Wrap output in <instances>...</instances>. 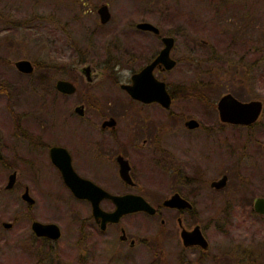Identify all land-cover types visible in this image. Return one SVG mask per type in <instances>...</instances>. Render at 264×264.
Returning <instances> with one entry per match:
<instances>
[{
  "label": "rangeland",
  "instance_id": "obj_1",
  "mask_svg": "<svg viewBox=\"0 0 264 264\" xmlns=\"http://www.w3.org/2000/svg\"><path fill=\"white\" fill-rule=\"evenodd\" d=\"M101 2L110 12L104 23L95 11ZM142 20L174 39L170 55L176 63L157 73L171 90L170 107L179 112L173 116L174 129L185 118L199 122L187 131L186 164L190 179L200 182L189 183L187 195L206 214L231 204L227 212L235 231L231 242L228 235L226 241L221 238V248L228 242L234 248L232 264L264 261V218L240 211L243 195L232 187L240 173L243 179L245 172L260 173L264 160V0H0V264H41L45 246L30 230L31 219L55 222L66 234L74 229L72 213L86 211L87 205L61 182L47 146L71 132L78 102L95 126L108 114L120 116L126 95L118 82L127 81L161 45L153 34L135 29ZM19 58L32 63L31 72L15 68ZM83 65L93 67L98 77L87 81ZM57 78L72 81L76 91L58 92ZM225 92L260 100L256 121L248 127L221 125L215 103ZM156 110L157 117L163 115ZM216 131L231 151L225 145L216 152ZM36 140L44 145L36 146ZM12 169L15 183L7 189ZM220 169H228L233 182L215 192L208 181ZM145 174L161 186V195L173 187L172 172ZM23 185L34 198L31 204L20 197ZM248 187L247 196L264 193L261 183ZM2 221L11 225L4 227Z\"/></svg>",
  "mask_w": 264,
  "mask_h": 264
},
{
  "label": "flooded vegetation",
  "instance_id": "obj_2",
  "mask_svg": "<svg viewBox=\"0 0 264 264\" xmlns=\"http://www.w3.org/2000/svg\"><path fill=\"white\" fill-rule=\"evenodd\" d=\"M102 3L106 4L108 9L107 3L101 2L100 4ZM135 24L136 22L134 23L135 29L153 34L159 39L161 45L148 58L141 61L138 68L130 75L140 70L156 56L163 46L161 38L166 36L160 33L156 25L158 32L138 28ZM170 50L169 56L172 57ZM90 68L89 76H87L90 80H88L80 67L87 81L94 80L99 74L93 67ZM171 68H165L163 64L156 63L152 68V74L164 81L157 76V73ZM130 75L127 81L118 82L119 89L126 95L121 104L120 116L108 114L101 118L98 126H95L91 117L84 116L85 104L78 102L73 106L75 116L71 132L59 142L48 145L47 155L50 146H62L68 152L71 167L77 175L90 180L110 194L130 195L128 198H132L133 195L140 196L153 207V211L135 209L124 211L116 218H106L101 212L93 211L92 202L89 199L77 197L70 191L63 182L58 168L49 159L65 188L74 199L83 201L87 208L86 211L72 213L71 224L74 229H70L66 234L56 223L59 234L55 238L36 235L30 228L33 235L43 241L42 247L45 246V254L40 255L39 261L41 264H232L235 261L234 248L229 242L228 248H221L223 245V243L221 245V238L226 241L228 235L231 242L230 233L235 231L234 218L229 217L230 213L227 212L231 204L225 203L221 207L222 211L206 214L195 208V198H190L185 191L189 183L200 182L194 181L198 178L190 179L191 177L187 175L186 164L187 131L198 127L199 122L189 117L195 119L197 124L188 127L185 121L189 118H185L181 128L174 129L176 125L173 124V116L175 117L179 112L170 107L172 94L167 83L164 81L170 102L168 106H163L154 100L142 101L131 97L124 88H121V83L130 82ZM72 84L75 87L72 93L56 90L63 94H73L76 91V85L73 82ZM76 105H81V113L74 110ZM156 108L163 114L159 116L160 120L156 115ZM217 116L221 125L229 126L248 127L257 119L250 123H234L220 120L218 111ZM221 135L219 131L214 133L216 152L219 154L222 149L225 150V145L228 152L231 151L229 142L222 144ZM26 136L34 141L31 135ZM35 145L43 146L44 143L36 140ZM259 165L261 166L260 173L245 172V179L240 173L238 180L234 182L228 169H220L217 175L208 181V186L215 192H221L233 182L232 187L243 195L241 199L243 205L239 208L240 211L262 219L264 218V206L256 208L254 202L257 198L264 199V193L256 191L247 196V188H250L248 186H255L258 183L264 186V160L260 161ZM149 170L172 172L173 187L166 195H161V186L157 187L153 181L146 178L145 173ZM12 171H14V181L7 189L12 188L15 183L16 170L12 169L10 172ZM222 175L225 178L221 185L211 184ZM4 188H6L5 185ZM25 189L29 194L28 187L23 185L20 197L26 203L31 204L34 198L30 194L31 202L21 196ZM192 196L198 198L200 192H193ZM165 200L170 202L165 204ZM97 205L98 209L103 212H112L115 209L114 202L106 196L100 197ZM60 239L62 243H55Z\"/></svg>",
  "mask_w": 264,
  "mask_h": 264
},
{
  "label": "water",
  "instance_id": "obj_3",
  "mask_svg": "<svg viewBox=\"0 0 264 264\" xmlns=\"http://www.w3.org/2000/svg\"><path fill=\"white\" fill-rule=\"evenodd\" d=\"M100 22H106L109 18V12L106 4H100L96 9ZM136 27L141 29H150L153 32H158V28L148 21L136 22ZM163 46L160 48L156 56L140 70L133 72L130 75V82L121 83V88H124L126 92L136 99L142 101H157L163 106H168L170 97L166 91L164 81L157 79L152 74V68L156 63H161L165 68H170L175 64V60L169 56V50L173 43V38L170 35L162 36L161 38ZM16 69L22 72H31L33 69L32 63L25 58L16 59L13 62ZM91 68L88 65L81 66V71L86 75V79L90 80L88 74ZM55 89L72 93L75 89L72 82L64 78H57L54 81ZM261 101L257 99L240 100L229 92L221 94L216 101V108L220 120L229 121L234 123H250L253 122L260 110ZM74 110L77 113H81V105H76ZM188 127H193L197 124V121L193 118H189L185 121ZM49 159L54 164L61 175L63 182L70 189V191L77 197L87 198L92 202L93 211L101 212L106 218H116L120 213L129 210L142 209L146 211H153V207L148 204L143 198L137 195H133L132 198H128L130 195H114L103 190L90 180L80 177L72 169L70 164V158L68 152L62 146L52 145L48 150ZM123 174L122 169H120ZM224 175L220 178L212 181V185L219 186L224 182ZM14 181V171L10 172L7 177L5 187H10ZM22 198L31 202L32 198L25 189L21 194ZM106 196L111 198L115 204V209L112 212H103L98 209L97 201L100 197ZM170 201L165 200L164 203ZM255 207L264 206V199L257 198L254 202ZM1 224L4 227H9L10 222L2 221ZM30 228L36 235H46L55 238L59 234V229L54 222H42L39 220H32L30 222Z\"/></svg>",
  "mask_w": 264,
  "mask_h": 264
}]
</instances>
